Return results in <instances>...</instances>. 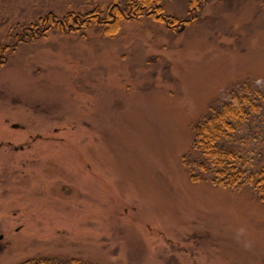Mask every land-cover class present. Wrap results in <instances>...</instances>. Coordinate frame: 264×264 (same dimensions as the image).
<instances>
[{
	"label": "rangeland",
	"instance_id": "374dc122",
	"mask_svg": "<svg viewBox=\"0 0 264 264\" xmlns=\"http://www.w3.org/2000/svg\"><path fill=\"white\" fill-rule=\"evenodd\" d=\"M126 1L0 0V264H264V198L190 167L210 105L264 85V0Z\"/></svg>",
	"mask_w": 264,
	"mask_h": 264
},
{
	"label": "trees",
	"instance_id": "16d2710c",
	"mask_svg": "<svg viewBox=\"0 0 264 264\" xmlns=\"http://www.w3.org/2000/svg\"><path fill=\"white\" fill-rule=\"evenodd\" d=\"M150 1L127 0L124 11H120L118 6H114L113 10L120 11V16L126 12L134 18L136 16L140 17L143 15L141 13L143 10L150 8ZM194 4L190 8L196 7L198 11L201 10V3L199 5ZM162 9L163 7L161 6V12L163 11ZM152 10L151 15L155 17L157 15V13H154L157 12L156 8ZM95 14H90L88 20H92V18L97 16ZM46 17L48 18L47 20L51 21L52 25L57 22L60 26L56 25V27L60 30H64L66 25L72 26L75 30L81 29V26H83L81 24L83 19H80L81 16H76V14L63 15L59 18L48 13ZM160 17L165 19L162 13ZM43 20L44 18H41V21ZM39 24L41 25L42 22H39ZM34 25L36 26L35 29H28L31 33L30 36L28 31L25 33L24 28L20 29L16 35L21 38L20 40H23L22 37L28 36L33 38L34 36L32 35L38 32L39 28L35 23ZM47 28L50 29V26ZM229 93L221 103L210 105L208 112L192 125L194 133L193 147L200 153L201 158L190 163V167L202 169L203 172H211V179L214 184L230 189H237L243 184L249 183L254 187L259 197L264 198V150L258 148H253L254 150L246 149L243 145L248 144H245L242 140H240V143L235 142V136L242 132L245 124H249L252 127V124L257 121L264 123V85L252 92H250L247 85H244L242 88L232 90ZM248 140L249 144L253 140L255 142H264V133L253 137L249 135ZM192 177L195 179L196 177L197 179L202 178L201 175L194 173H192ZM19 264L94 263L75 257L61 260L55 256L39 255L22 260Z\"/></svg>",
	"mask_w": 264,
	"mask_h": 264
},
{
	"label": "water",
	"instance_id": "95a60500",
	"mask_svg": "<svg viewBox=\"0 0 264 264\" xmlns=\"http://www.w3.org/2000/svg\"><path fill=\"white\" fill-rule=\"evenodd\" d=\"M181 28H183V26H182ZM13 126H14V127H18V125H17V124H14Z\"/></svg>",
	"mask_w": 264,
	"mask_h": 264
}]
</instances>
